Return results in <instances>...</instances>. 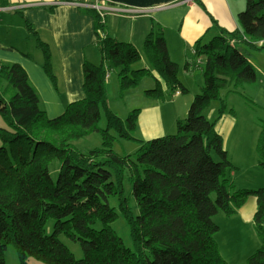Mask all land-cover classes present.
Segmentation results:
<instances>
[{"label": "trees", "instance_id": "obj_1", "mask_svg": "<svg viewBox=\"0 0 264 264\" xmlns=\"http://www.w3.org/2000/svg\"><path fill=\"white\" fill-rule=\"evenodd\" d=\"M245 4L238 15L240 29L221 30L208 43L195 44L185 67L203 61L204 85L187 119L178 122L177 133L148 141L135 137L140 109L122 118L110 108L107 82L109 72L117 69L123 98L149 77L154 80L153 87L144 91L149 99L165 101L187 92L163 26L153 23L144 39L149 66L134 67L143 59L139 48L109 35L96 10H84L94 17L99 63L84 62V96L56 118L48 116L27 71L18 63L0 62L4 122L0 126V264H6L9 245L16 248L19 264H29L30 257L46 264H228L215 239L220 227L213 216L221 211L234 215L250 196L257 199L253 222L261 246L246 264H264V188H236L231 174L237 167L216 122L204 115L217 100L220 120L228 110L222 91H237L257 81L247 50L264 49V0H245ZM26 27L35 31L28 21ZM38 47L44 55L43 69L59 90L52 48L41 40ZM94 132L101 135V147L88 152L77 149L74 142ZM120 139L137 141L140 148L121 156L114 150ZM257 150L264 168V123ZM54 161L60 162L56 179L51 174ZM127 178L138 215L125 192ZM109 198L119 201L134 250L112 228L119 215ZM50 219L55 225L47 234ZM61 236L80 243L82 259H76Z\"/></svg>", "mask_w": 264, "mask_h": 264}, {"label": "crops", "instance_id": "obj_2", "mask_svg": "<svg viewBox=\"0 0 264 264\" xmlns=\"http://www.w3.org/2000/svg\"><path fill=\"white\" fill-rule=\"evenodd\" d=\"M76 1L79 0H0V62L18 63L27 71L50 118L59 117L69 103L83 98L84 62H99L94 17L84 12L91 8L68 3ZM80 1L92 3L93 0ZM100 3L111 9L125 8L126 14L114 10L105 15L107 31L117 39L133 43L139 50L153 23L163 26L171 58L179 65L174 56L181 45H190L187 49L190 58L199 40L204 43L221 30L240 29L238 15L246 7L245 0H101ZM26 21L35 31L27 30ZM38 40L52 48L54 72L61 78L59 90L43 69L44 55ZM247 54L257 71L250 100L264 112V49H248ZM189 64L187 72L193 68V64ZM147 88L143 87L142 93ZM132 91L134 89L127 91L124 98L133 94ZM227 111L230 115L221 118L217 129L237 167L231 179L237 189L264 188V168L259 164L257 150L262 120L257 112L253 118L251 112L241 113L232 106ZM247 128L255 134L251 157L237 153ZM256 211L257 199L250 196L234 215L228 216L241 228L238 239L245 234L246 228L254 226ZM251 241L253 247L258 244L257 238ZM249 252L250 249H245L243 255L247 256Z\"/></svg>", "mask_w": 264, "mask_h": 264}, {"label": "rangeland", "instance_id": "obj_3", "mask_svg": "<svg viewBox=\"0 0 264 264\" xmlns=\"http://www.w3.org/2000/svg\"><path fill=\"white\" fill-rule=\"evenodd\" d=\"M101 0H93L92 3L85 1H76L79 7L91 8V10H96V12L104 18L109 11L116 10L126 14L124 12L125 8H115L111 9L106 7L105 3H100ZM157 7L156 9H158ZM245 8V7H244ZM161 9V8H160ZM115 12V11H114ZM128 14V13H127ZM104 15V17H103ZM226 31V30H225ZM229 32V31H228ZM209 42L208 40L204 43ZM235 45V42H233ZM190 45H181L179 51L175 53L174 59L180 62V73L179 77L183 85L186 87L187 92L180 93L177 92L175 95L169 96L165 101L149 99L142 93V88L153 87V78H145L141 85L134 89L133 94L123 98L120 96V90L118 86V72L117 69H112L109 73L108 88H109V106L115 111L120 117L126 118L129 113L134 109H140V119L135 130V137L143 141H148L157 137H163L167 135H173L177 133L178 122L185 121L188 116V111L192 101L195 96L201 92L204 85V80L202 77L200 65L203 61L199 60L198 63L188 72L186 71L185 64L190 56L188 53V48ZM140 52L143 54V45H141ZM144 62V63H143ZM92 64H98L99 62H91ZM145 64V65H144ZM146 67L149 63L146 60V56L143 54V59L140 63L136 64L134 67ZM116 73V74H115ZM117 76V77H116ZM59 85H61L60 76H56ZM111 77V79H110ZM150 84V86H148ZM5 90L8 89V85H4ZM252 84H247L244 87L239 88L237 91H222V97L226 100L228 109L230 107H235L239 109L241 113L251 112V117L254 118L253 114H258L259 119L264 123V112L258 109L256 106L249 101L252 98L251 95ZM244 94L245 96L241 95ZM249 99H247V98ZM221 103L220 101L214 100L209 107L206 108L204 115L210 120L215 121L216 126L218 125L219 116L218 110ZM255 110V111H252ZM226 116L230 115V111L225 113ZM102 120L100 122V127L104 128L106 126V120L102 114ZM250 117V119H251ZM4 125L2 117L0 116V126ZM248 124V122H247ZM251 128V125H249ZM247 128L244 133V137L241 139L238 155L245 154L246 156H252V142L255 134L252 130ZM77 149L81 152H88L94 148L101 147L102 139L101 135L97 132L92 133L90 136L82 138L74 142ZM2 142L0 141V146ZM140 148V143L133 140L120 139L115 142L114 150L121 156H126L129 154H134ZM236 151V149H235ZM257 161V158H256ZM60 168V162L54 161L51 164V174L54 179L57 178L58 169ZM125 192L130 200V207L133 212L138 215L139 210L136 205V201L132 195L133 186L128 181V178L124 183ZM215 198V194L213 195ZM109 204L111 207L115 208L118 213V219L112 224V228L121 237L124 245L134 250L132 237L130 233V227L126 219L123 217L119 210V201L117 198H109ZM213 221L220 227V231L216 234L215 239L220 247L223 258L228 264H246L247 258L255 253L257 249L261 246V241L254 231V226L251 229L246 228L245 234L238 239L239 232L241 228L234 224V221L230 219L224 212H219L213 216ZM254 223V222H253ZM55 220L50 219L46 225L47 234H52L54 230ZM61 240L69 247V249L74 253L76 259L80 260L83 257V250L79 242L73 241L66 236H61ZM257 238L256 246L251 245V240ZM245 249H250L247 256L243 255ZM19 254L13 245H9L5 251V262L6 264H19ZM29 264H46L34 257H30L28 260Z\"/></svg>", "mask_w": 264, "mask_h": 264}, {"label": "built area", "instance_id": "obj_4", "mask_svg": "<svg viewBox=\"0 0 264 264\" xmlns=\"http://www.w3.org/2000/svg\"><path fill=\"white\" fill-rule=\"evenodd\" d=\"M68 3H72V4H75V5H80L77 2H68ZM160 8H162V7H159L158 9H160ZM103 17H104V15H103Z\"/></svg>", "mask_w": 264, "mask_h": 264}]
</instances>
